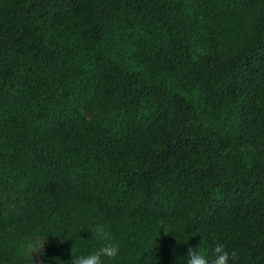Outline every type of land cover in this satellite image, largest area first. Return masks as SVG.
Returning <instances> with one entry per match:
<instances>
[{"label":"trees","instance_id":"obj_1","mask_svg":"<svg viewBox=\"0 0 264 264\" xmlns=\"http://www.w3.org/2000/svg\"><path fill=\"white\" fill-rule=\"evenodd\" d=\"M94 223L119 264H264V0H0V264Z\"/></svg>","mask_w":264,"mask_h":264},{"label":"clouds","instance_id":"obj_2","mask_svg":"<svg viewBox=\"0 0 264 264\" xmlns=\"http://www.w3.org/2000/svg\"><path fill=\"white\" fill-rule=\"evenodd\" d=\"M83 230L91 234V239L85 241H103V243L94 251H79L74 253L72 250V259L69 264H119L123 256L122 244L119 239L109 233L105 225L94 223L91 226L84 227ZM80 232L78 231V235ZM50 235L55 234H46L37 231L27 237L23 242L21 253L26 260L29 257L32 258L29 264H37L32 254L36 253L38 259ZM62 238L66 239L65 237ZM211 253L212 255L210 257L207 251L202 250L200 246L197 248H189L186 255L177 258V264H236L238 260L237 251L234 249L229 250L223 243L217 242L211 249ZM149 264H159L154 254L149 257Z\"/></svg>","mask_w":264,"mask_h":264},{"label":"rangeland","instance_id":"obj_3","mask_svg":"<svg viewBox=\"0 0 264 264\" xmlns=\"http://www.w3.org/2000/svg\"><path fill=\"white\" fill-rule=\"evenodd\" d=\"M32 255H33V259H34V261H37V264H40V262H41V260H42V258H43V250H42V252L39 254L38 259H37V254H36V253H33Z\"/></svg>","mask_w":264,"mask_h":264}]
</instances>
